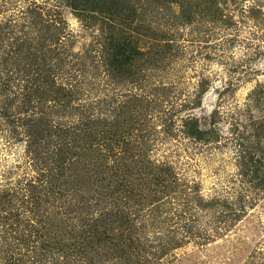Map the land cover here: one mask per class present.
<instances>
[{
	"label": "rangeland",
	"instance_id": "rangeland-1",
	"mask_svg": "<svg viewBox=\"0 0 264 264\" xmlns=\"http://www.w3.org/2000/svg\"><path fill=\"white\" fill-rule=\"evenodd\" d=\"M10 1L21 7L44 0ZM184 3H188L193 19L179 31L178 42L183 47L169 56V63L166 59L155 63L151 57L139 61L134 86H116L105 74L97 55L94 57V29L65 8L66 29L72 35L69 51L77 63L73 62V71L70 69L62 82L72 84L75 93L77 79L79 96L60 101L62 105L47 116L36 109L29 117L26 114L31 110L25 113L20 101L13 100L6 90L0 95V264H264V0ZM139 4L130 2L134 8ZM12 12L9 5L0 8V19L12 18ZM178 12L175 3L150 4L141 12L142 22L145 26L159 24L161 33L160 29H172V23L178 22L172 17ZM145 33L151 37L154 32ZM153 42L146 38L140 47L146 49ZM173 81L176 89L154 94L152 87L159 92L160 84ZM12 84V91L19 92V85ZM198 84L203 89L198 98L185 102L187 93ZM115 92L126 95L118 104L109 101ZM133 93L139 97H130ZM194 97L190 96L192 101ZM90 113L97 118L91 137L83 133L87 128L65 129L61 134V129L33 127L49 122L75 128L81 117ZM188 114L205 133L201 143L177 131L184 129L181 125ZM111 129L140 141L148 158L169 161L182 173L184 183L193 186L194 181L198 190L195 200L218 195L222 201L233 202L248 195L244 214L229 222L220 236L203 243L174 233L179 225L174 224L173 207H166L163 211L167 214L160 219L171 221L160 225L170 227L169 237L177 244L167 247L163 255L152 248L155 241L145 242L131 255L114 251L112 240L98 242L94 237L104 236L109 226L95 221L101 207L91 210L89 203L107 185L108 174L102 168L104 157L95 149ZM94 133L95 148L81 150H87ZM55 153H61L71 169L63 178L75 182L66 185L60 196L55 194L54 180L44 185L45 169L56 165ZM248 157L258 161L249 169L242 164ZM251 169L259 173L248 188ZM245 188L250 193H245ZM70 189L75 191V207L68 208L63 201L71 195ZM196 217L205 222L203 213L197 212ZM138 222L149 225L147 216H140ZM135 231L153 238L158 230L145 226ZM146 260L149 263H144Z\"/></svg>",
	"mask_w": 264,
	"mask_h": 264
},
{
	"label": "trees",
	"instance_id": "trees-1",
	"mask_svg": "<svg viewBox=\"0 0 264 264\" xmlns=\"http://www.w3.org/2000/svg\"><path fill=\"white\" fill-rule=\"evenodd\" d=\"M135 1L138 4L141 3L136 8L130 5L133 0H44L30 1L21 7L12 5L10 0H0V8L9 5L13 10L12 18L0 19V95L5 94L6 90L13 100L20 101L25 113L31 110L26 114L29 117L34 115L36 109L47 116V112L62 105L60 101L66 103L72 101L75 96H79L77 90H80V84H77V79L73 86L75 93L72 90V84L68 81L62 82V78L70 72V69L73 71V62L76 60H73L74 55H71L69 51L72 35L66 29L63 15L65 8L76 13L86 27L90 24L94 29L92 41L94 57L97 55L105 68V74L111 77L115 85L128 83L134 86L139 61H146L151 57L155 63H161L164 59L169 63V56H175L183 47L178 42L179 31L193 19L188 3H184V0ZM160 2L168 5L175 3L179 7V12L172 14L178 22L172 23V29L165 27L163 30L160 29L161 33H159V24L145 26L141 16V12L146 11L150 4ZM142 15L145 16L144 13ZM150 30L154 32L151 37L145 33ZM144 38L154 40L147 45L146 49L140 47V41L145 40ZM76 74L80 77V73L76 71ZM13 82L19 85V92L12 91ZM167 84H160L159 92L152 87L154 94L176 89L174 81ZM133 90L136 88L134 87ZM201 90L203 89L198 84L194 93H187L185 102H194ZM129 95L139 97L136 93ZM192 95L195 96L193 101L190 98ZM125 96L115 92L111 94L109 101L118 104ZM97 102L99 104L101 100ZM96 120V116L90 113L82 116L75 128L59 123L51 125L49 122L33 127L61 129V134L67 132L65 129L87 128L83 133L91 137L90 133L95 130L92 127ZM181 127L184 129L177 131L192 139L193 142L201 143L204 140L205 133L196 125L192 115H187ZM106 134L103 136L104 139L98 141L95 150L99 157H104L102 168L108 174L107 185L101 187L95 194V198L90 199L92 204L89 203L91 210L92 207H101L99 218L95 221H101L109 226L108 231L102 233V235L105 234L104 236L94 237L95 240L99 239L98 242L105 240L109 243L112 240L114 251L131 255L141 245L155 241L156 244L152 248L157 249L159 255H163L167 247L173 248L177 244V241L169 237L171 229L168 228L170 227L160 225L166 220L171 221L168 217L160 219L161 215L167 214L163 211L166 207H173L174 224L179 225L173 230L174 233L179 234L182 239H190V236L198 238L203 243L220 236L229 222L239 219L244 214V204L249 198L248 195L245 194L243 201L233 202L222 201L218 195L205 201L204 199L195 200L198 194V190H195L196 183L192 181L193 186L184 183L182 173L178 172L169 161L148 158L142 143L130 139L131 137L124 135L120 129H111L107 137H105ZM94 136L95 133L89 141L87 150L85 148L81 150L90 151L95 148ZM58 150L61 153L64 152ZM181 151L184 152L185 149ZM61 153H55L56 165L45 169L44 176L46 178L44 185L50 184L48 180H54L53 188L56 190L55 194L59 196L62 190L65 191L66 185L75 184L74 181L67 182L68 180L63 178L65 172L71 169L66 167L69 163ZM240 156L243 157L242 154ZM247 162L243 161L242 164L249 169V166L253 167V162L258 161L248 157ZM248 172L252 174L253 169ZM258 173L257 169L254 170L253 176L250 174L252 177H249L248 184L251 183L252 178L258 179ZM262 174L263 179L264 172ZM250 186L251 184L248 188ZM248 188L244 189L245 193L249 192ZM67 192L71 195L65 198L63 204L68 208L75 207V191L70 189ZM63 211L67 210L63 209ZM142 212L143 215H141ZM197 212L203 213L205 222L198 220ZM67 213L63 214L67 216ZM91 213L92 211H90V217ZM101 215L104 217L102 220H100ZM140 216L143 218L147 216L149 225L138 222ZM145 226L158 230L153 238L146 233L136 234L135 229L143 230ZM147 247L150 248L151 245ZM144 263H149V260Z\"/></svg>",
	"mask_w": 264,
	"mask_h": 264
}]
</instances>
